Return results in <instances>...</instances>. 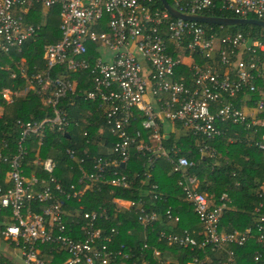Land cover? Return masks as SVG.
I'll list each match as a JSON object with an SVG mask.
<instances>
[{
  "label": "built area",
  "instance_id": "2783aa9c",
  "mask_svg": "<svg viewBox=\"0 0 264 264\" xmlns=\"http://www.w3.org/2000/svg\"><path fill=\"white\" fill-rule=\"evenodd\" d=\"M35 6L40 7L39 15L59 8L60 39L43 45L44 67L35 65L30 70L23 47L43 28L34 21ZM171 6L184 14L215 10L264 20V0H173ZM15 54H21L16 61ZM0 56L15 65L0 64V72L15 79L14 88L0 89V110L3 103H11L30 88L51 110V115L40 120H18L16 142L13 146L4 142L0 148V171L7 166L0 178V214L10 211L0 220V238L20 257L16 263L0 254L10 264H46L45 245L52 247L49 252L64 255L52 264H114L118 256L127 259L128 250L115 244L117 230L105 231L97 225L108 217V210L101 205L87 210L82 200L88 190L101 191L102 185L112 191L130 188L131 179L118 168L125 167L133 153L147 155L146 177L156 158L170 162L178 175L177 186L201 224L200 242L195 231L187 228L179 234L160 231L159 239L182 248L224 250L223 264H238L234 251L225 244L241 246L250 240L264 244V212L243 230H221L227 194L216 202L199 191L198 180L190 172L194 161L177 144L167 147L163 143L168 135L165 121L178 123L192 135L200 155L214 157L216 150L209 142L226 133L229 124H236L250 129L254 134L250 139L264 150L263 37L241 31L221 33L208 24L173 17L152 0H0ZM78 71L88 72L91 85L89 90L82 88L80 97L90 103L93 114L102 115L114 139L100 154L105 140H94L93 134L84 131V144H97L98 154L84 151L77 155L76 150L66 149L77 180L64 187L55 175V160L39 153L30 163L26 160L32 143L43 145L47 129L67 132L70 120L62 100L77 96L71 74ZM18 78L23 88L16 86ZM157 190V184H151L147 194L159 198ZM73 200L78 204L70 208ZM113 202L117 207L136 209L142 229L160 221L158 211L147 209L141 199L114 197ZM262 206L259 203L256 210ZM164 214L180 222L171 206ZM152 254L153 264H172L162 259L159 249ZM201 255L188 264L207 262L208 253ZM261 257L262 253L254 252L255 260ZM0 264H6L1 257Z\"/></svg>",
  "mask_w": 264,
  "mask_h": 264
},
{
  "label": "trees",
  "instance_id": "16d2710c",
  "mask_svg": "<svg viewBox=\"0 0 264 264\" xmlns=\"http://www.w3.org/2000/svg\"><path fill=\"white\" fill-rule=\"evenodd\" d=\"M173 5V0H166ZM153 4L160 10L163 9L160 0H152ZM40 7L35 6L34 12L35 22H41L43 28L39 31L34 40L28 41L23 47L22 53L25 55L29 65V69L36 65L38 68L44 67L42 59L43 45L46 43H54L60 39V14L59 8L54 6L43 15H39ZM203 15L218 17H235L233 13L227 11H202ZM255 15H248V18H255ZM209 28L220 31L221 33L237 32L250 33L254 38L263 37L264 29L257 25L241 24L234 26L208 25ZM15 54L14 61L18 60ZM10 60L0 56V64H6ZM10 65H15L10 62ZM74 78L75 89L77 94L70 95L62 100V107L66 111L69 118L67 134L56 130L47 129L45 132L44 143L39 146L32 143L31 152L26 161L34 159L35 154L41 155L43 158L49 157L56 161L57 168L55 175L64 185L68 187L70 182H76L77 173L70 170L72 164L71 158L67 155L66 149H74L77 155H81L84 151L91 154H98V145L92 143L87 146L84 144V131L93 134L94 140L104 139L100 154L106 152V148L114 139L109 133V128L104 124L102 115L93 114V108L89 102L80 97L79 92L85 86L89 90L90 76L86 71H78L72 73ZM188 78V73H186ZM83 84L82 81H85ZM16 86L23 88L25 85L21 83V79H17ZM15 79L10 78L6 72H0V89L3 87H13ZM188 81V79H187ZM22 84V86H21ZM92 110V111H91ZM51 115V110L43 106L40 99L35 95L33 89H29L22 96L17 97L11 103H3L0 110V148L4 142L13 146L20 135V129L17 121H33L43 119L45 116ZM173 130L167 132L168 135L163 139V143L168 147L173 143L182 149L190 160L194 161V166L190 168V172L198 180V190L212 196L213 201L218 202L221 194L226 193L229 200L226 208L220 217L219 228L224 231L233 229L243 230L248 226H252L254 219L259 213L264 212V150L259 149L254 140H251L254 134L250 129H244L236 124H229L227 131L210 141L209 143L215 147L214 157L200 155L196 147L193 145V137L186 130L181 128L180 124H172ZM102 133H99V130ZM258 134V133H257ZM190 151V152H188ZM7 152V151H6ZM29 167L32 168L30 165ZM7 166L3 165L0 171V178L4 177ZM122 172L131 179V186L127 189H114L108 185H102L101 191L97 188L88 190L83 198L87 210H94L98 205L108 210V217L101 218L97 221V225L105 231L115 228V244H122L125 250H128L129 257L124 259L117 257L114 264H153L155 258L152 250L159 249L162 253V259L169 260L172 264H188L194 258H201L202 252L209 255L207 262L202 264H223L225 260L224 250H211L210 247L200 249L182 248L176 244H168V241L159 239V232L164 231L166 234H179L182 229L187 228L194 230L195 239L200 242L201 235L197 234L201 230V224L193 212L190 202L184 199L183 193L177 186L178 175L172 172L171 164L163 157L156 158L150 176L146 177L145 172L148 170L147 155L141 153H133L127 161L126 166H120ZM151 184H157V194L159 198L147 194ZM118 197L124 200H143L147 209L157 210L160 214V221L156 222L152 228L142 229L136 219L135 210L117 207L113 198ZM91 200L96 201L95 203ZM262 203L263 206L257 211L256 208ZM78 202L71 201L70 208L76 207ZM168 206L179 214L180 222L174 223L165 217L164 211ZM10 215L7 210L0 214V220L4 215ZM10 220V219H8ZM65 222L69 223V218H65ZM82 223V222H81ZM78 227V226H77ZM147 244L148 249H144ZM225 248L232 249L238 264H264V244H259L254 240L248 243L236 246L225 244ZM52 247L43 246L44 260L46 264H52L64 257V255L49 252ZM262 253L260 260L254 259V252ZM0 257L6 261V264L12 263L3 255ZM200 263V261L198 262Z\"/></svg>",
  "mask_w": 264,
  "mask_h": 264
},
{
  "label": "water",
  "instance_id": "95a60500",
  "mask_svg": "<svg viewBox=\"0 0 264 264\" xmlns=\"http://www.w3.org/2000/svg\"><path fill=\"white\" fill-rule=\"evenodd\" d=\"M160 1L163 8L167 10L173 17L182 18L185 20H194L208 25H219V26H227V27L234 25H241V24H252V25H257L262 29H264V20H260L256 18H248V17L238 18V17L208 16V15H200V14H184L177 11L166 0H160ZM66 136H68L67 133Z\"/></svg>",
  "mask_w": 264,
  "mask_h": 264
},
{
  "label": "crops",
  "instance_id": "0c3cea01",
  "mask_svg": "<svg viewBox=\"0 0 264 264\" xmlns=\"http://www.w3.org/2000/svg\"><path fill=\"white\" fill-rule=\"evenodd\" d=\"M262 189L264 190V185L262 186ZM5 243L0 238V254H5L8 258H11L14 262L20 263V257L17 254L16 250H14L11 246H8L6 243L2 246L1 243Z\"/></svg>",
  "mask_w": 264,
  "mask_h": 264
},
{
  "label": "rangeland",
  "instance_id": "374dc122",
  "mask_svg": "<svg viewBox=\"0 0 264 264\" xmlns=\"http://www.w3.org/2000/svg\"><path fill=\"white\" fill-rule=\"evenodd\" d=\"M164 130L167 131V132H170L171 130H173L172 124L170 122H168V121H165ZM1 244H2V246L5 245V243H3V242Z\"/></svg>",
  "mask_w": 264,
  "mask_h": 264
}]
</instances>
